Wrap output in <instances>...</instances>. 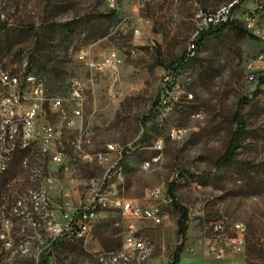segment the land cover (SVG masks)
I'll return each instance as SVG.
<instances>
[{"label":"rangeland","instance_id":"obj_1","mask_svg":"<svg viewBox=\"0 0 264 264\" xmlns=\"http://www.w3.org/2000/svg\"><path fill=\"white\" fill-rule=\"evenodd\" d=\"M226 1L0 0V24L7 25L0 28V131L7 122L20 126L26 147L7 191H0V264H95V251L120 248L126 220L116 211L104 212L89 238L56 245L49 244L39 215H29L39 223L33 230L14 212L31 210L29 191L48 196L53 205L65 191L83 198L87 179L102 172L76 159L66 173L42 150V125L60 132L57 147L74 133L67 113L49 110L51 98L67 97L73 77L86 80L82 128L91 133L86 142L129 149L121 158L124 195L150 202L144 198L149 189L165 191L173 181L175 201L194 212L187 216L184 238L177 233L180 212L172 202L164 207L169 214L164 225L136 222L141 239L152 246L147 264H171L182 239L176 264H264V96L245 78L257 44L233 24L203 36L187 56L196 9ZM31 23L38 38L14 27ZM137 25L143 31L139 40L132 34ZM80 51L99 66L115 52L117 71L89 67L78 58ZM38 84L42 111L23 136L26 112L40 98ZM161 98L167 102L161 104ZM235 114L243 133L232 161L216 170L237 127ZM172 127L185 132L172 138ZM157 138L164 142L160 152L152 147ZM2 146L0 135V172L7 162ZM44 177L53 178L52 187H45ZM237 224L244 227V245L233 252ZM218 246L224 247L222 258L213 253Z\"/></svg>","mask_w":264,"mask_h":264},{"label":"built area","instance_id":"obj_2","mask_svg":"<svg viewBox=\"0 0 264 264\" xmlns=\"http://www.w3.org/2000/svg\"><path fill=\"white\" fill-rule=\"evenodd\" d=\"M193 18L196 28L188 42L187 56L194 55L197 41L203 33L211 29L237 24L248 33L254 43L257 44V49L256 53L246 63L245 78L253 91L264 96V0H228L215 8L196 9ZM132 34L135 40H139L143 31L137 25ZM78 58L85 60L89 67L100 72H103L104 68L109 69L111 73L116 72L119 62V57L115 52L108 53L100 66L88 62L86 53L83 51H80ZM86 88L85 79L73 77L69 81L67 97L50 99L49 110L67 113L65 114L66 125L69 129H74V133L71 137L58 141L59 146L57 147L55 140L61 138L60 132L56 131L49 123L42 125L40 127L42 150L49 153L51 162L57 164L66 173L73 169L72 160L78 159L98 166L102 171L101 174L87 179L83 198L78 196L76 199L75 196L65 191L61 194L60 203L53 205L46 195L43 202H36L32 197V191H29L28 200L31 210L24 212L15 207L14 212L26 217L33 230L38 229L39 223L33 218H29V215L31 213L39 215L42 218L43 230L48 233L49 244L51 245L53 241L62 243L89 238L92 236L99 217L106 211H116L122 219L126 220V229L122 236L120 248L95 251V264H98L96 255H114V252H122V259L119 264H134L136 252L139 251L141 243V236L138 234L141 228L136 222L146 221L152 225H164L169 220V214L164 210V207L169 206L172 199L167 193V188L165 191L149 189L144 198L150 202H134L124 195L122 177H118L116 181L108 180L109 169H116L121 162L122 155L129 149L127 146L118 143L112 147L97 148L93 147V142H86V135L91 134L82 128V111ZM35 93H39L40 98L38 101H34L26 112L27 118L23 124L25 131L23 136L29 135V130L32 129L36 116L42 111V89H36ZM166 102L167 99L161 98V104ZM184 132V128L172 127L169 134L172 138H178ZM64 147H68L70 152L64 151ZM152 147H158V152H160L164 147L163 139L157 138L156 144H153ZM155 158L153 157L152 160ZM149 162L151 161L142 163L141 167L146 169ZM43 182L48 188L54 184L51 177H44ZM192 214L194 215V212L188 208L187 216ZM235 231L236 235L231 249L233 252H240L244 245V227L237 224ZM213 253L216 258H222L225 254L224 247H214ZM149 257L144 260V264H147Z\"/></svg>","mask_w":264,"mask_h":264},{"label":"trees","instance_id":"obj_3","mask_svg":"<svg viewBox=\"0 0 264 264\" xmlns=\"http://www.w3.org/2000/svg\"><path fill=\"white\" fill-rule=\"evenodd\" d=\"M5 27H7V25H5L4 23L0 24V28H5ZM14 27L21 31L31 32L36 38L39 37V34L35 31V25L32 23L27 24V25H15ZM223 28L224 26L216 28V29H211L203 33V35L200 37V39L196 43V49L199 43L201 42L203 36H205L208 33L218 32L222 30ZM238 28L241 33L248 35V33L240 25L238 26ZM180 60H183V57ZM234 116L237 121V127L232 132L231 138L229 139L226 149L215 161L214 166L216 170L229 164L232 161L237 144H238V140L240 139L243 133V128H244L243 122L237 117L236 114ZM0 135L3 140V146H2L3 152L1 154L3 157L7 159L6 166L3 165L1 172H0V176H1L0 191H7L6 189L7 184L15 174L12 169L15 166L14 163L21 160V157L26 153V147H21L23 143H22V132H21L20 126L12 128L11 124L7 122L6 125L3 127V130L0 131ZM173 188H174V182L172 181L169 183L167 187V193L172 199V204L180 212L179 218L177 220V233L179 236H181V238H184L186 228H187V209L186 207L178 204L175 201ZM58 243H61V242L53 241L51 245H56ZM182 245H183V239L181 240L179 245L175 248L171 264H176L178 262L179 254L182 249Z\"/></svg>","mask_w":264,"mask_h":264},{"label":"bare ground","instance_id":"obj_4","mask_svg":"<svg viewBox=\"0 0 264 264\" xmlns=\"http://www.w3.org/2000/svg\"><path fill=\"white\" fill-rule=\"evenodd\" d=\"M36 89H42L41 85L38 84ZM154 144H156V141ZM112 145L114 144L108 143V144H105L104 147H112ZM154 148L158 151V147H154ZM155 160H152L151 162H149L147 168ZM143 163H146V161H144ZM123 176L124 175H123L122 161L119 163L116 169H109L108 171L109 181H116L118 177H122V180H123ZM32 197L33 199H35L36 202H43L44 200L43 195L39 192H32ZM151 251H152V246L150 245V243L146 240L141 239V243L139 245V251L136 252L135 261L138 264H144V260H147ZM121 259H122V252H114V255H96V262L98 264H119L121 263Z\"/></svg>","mask_w":264,"mask_h":264}]
</instances>
